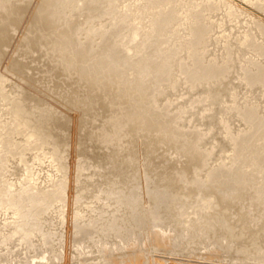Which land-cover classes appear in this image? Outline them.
I'll return each mask as SVG.
<instances>
[{
    "label": "bare ground",
    "instance_id": "bare-ground-1",
    "mask_svg": "<svg viewBox=\"0 0 264 264\" xmlns=\"http://www.w3.org/2000/svg\"><path fill=\"white\" fill-rule=\"evenodd\" d=\"M22 1L25 3L26 0L25 1L0 0V46L4 43V45H2V48L5 46L8 47L10 42L13 40V39L11 40L10 37L9 44L5 43L9 38L8 32L10 28H11L10 33H12L13 31L12 34H14V30H12V28L13 29L16 28L17 25L18 27H20L19 24L21 22L20 20H22L21 19L22 16L24 15L25 12H28L27 10H29V8L28 9L26 8L27 7L26 4H24ZM251 3L252 6H254L262 14L264 13V0H252ZM28 4H30L31 7L32 3L30 2ZM31 9L32 10H30L29 12L30 15L28 14L29 16H27L29 17V20L28 22H25L28 24V27L26 32L23 33L24 34L23 36L25 38L24 40H26L28 45L27 47L31 49L30 47L34 45L33 47L35 48L37 44L38 46H40V48L36 47L37 50H39V52H41L40 51L41 46L42 47L45 46L46 50H48L49 53H51V55L49 54L50 56H48L47 55L48 51H47V53L46 54L43 53L44 56H42V58L43 57L44 58L47 57V59L49 58V62L52 61L51 62L52 65L50 63L51 66H47V71L53 69L55 64L56 66L57 64L59 66L61 65L59 69L60 72L59 74L55 72L56 70L55 71L51 70L53 71V74L56 73L54 74V76L49 72H45L48 73V75L44 73V76H41V78L44 77L46 81V79H48L46 77L49 76L51 77V80L53 77H55L57 80H59L58 78H61L63 80L64 78H66V76L65 77L63 76L64 78H62V75L65 72L67 76L68 75L71 76V77L68 76V79L69 78L73 79V77L74 78L76 77L75 81L80 82L78 85L79 87H81L80 89L83 91L82 94L84 98L80 96L81 94L79 95V97H81L79 100L83 98L82 102L78 101L81 102L79 103L80 104L79 108L82 107L81 105L84 101L85 104L87 103V106H85L87 110H85L84 112V110L82 109L83 111L82 112L81 109L80 110L78 109L79 111H81V113L78 111L80 115H78V113L76 112L75 113L73 112L74 114L71 116V120L73 122V125H75V128L78 127L77 125H79L78 129L82 128L81 130L83 131V127L86 126L87 124V123L85 124L84 122L88 121V120L87 121L84 120L87 117V116L85 117L84 115L88 114L89 105L91 108L93 107V109L96 105H99L97 107L100 108L101 112L104 110V112L106 113L104 115H101L104 117L106 115L105 117L106 121L105 119L103 120L102 118L104 117L101 116L98 117V118L101 117L99 121L97 120L98 118H96V116L94 115L96 121H98L95 123L96 124L100 123L102 120L104 125L103 127H100L99 125V127L102 129L101 130L98 129V131H96L98 125L96 127L95 126L96 124L94 122L92 123L95 125L93 126L90 125V126L93 127V129L92 128L91 129L93 130V132H96V134H98L97 132H101L100 133L101 136L100 135L95 136L96 138L100 137L98 138L100 140H97L99 141V143L102 137V140L106 144L109 143V146L107 144L108 147L111 148L113 145L116 151L120 149L118 150V153H115L116 151L114 150V153L120 156L119 159H116L117 161L121 163L123 157L124 158L128 157L129 160V157L131 155H136L137 152L136 150L139 145L136 147L138 143L137 141L136 143L134 141L135 139L139 140L140 138L143 137L144 140L140 139L141 142L143 141L142 144L146 143L144 141H147L145 145L147 144L149 145V146L148 145L144 146L141 144L143 148L146 147V149H144V153L145 151L146 154L151 152V149L148 150V148H154L153 150H155L158 147L157 150L159 151L162 149H166V152H169L170 156H174L176 158V154H177L178 158H176L175 160L176 162L174 161L175 159L174 157L173 159L171 158L173 162L170 159L173 164L174 163L177 164V162L179 163V161L181 160V158H179L181 156V153H185L183 154V156L187 157V159L185 160L183 158L184 160L183 162L187 161L191 165V167H193L192 169L193 171H190V165L186 166L187 168H189L187 170L182 161L181 163L183 164L180 163L179 165H181L183 168L181 166L179 167L178 165L175 166L171 162L169 163L170 160L168 158L170 156L166 154L165 151L163 150L164 152L161 151V153L162 152L165 153V156L168 155L169 156L168 158L165 157L164 159V154L158 152L157 154L158 156H155V154H153L152 157L153 159L151 158L152 160H150L148 163L152 162L155 165L158 164L159 168H163L161 166H164L166 168L167 164L169 163L167 166L169 172L166 168L167 171L165 170V173L167 175L164 173V171H162L163 173H161L162 169L159 170L160 173L159 171L155 173L154 170L156 169L157 166L153 165L151 168L149 167L151 165L144 166V168L147 167V169L145 168L146 169L145 172L146 173L149 172L148 175L152 171H154L155 173L149 176L145 174L146 185L144 190L148 193L150 191L152 192L155 189V188L154 189L151 188V186L155 185L153 184L154 181L152 182L153 185L150 183L152 181V179L149 180L151 177H155L154 180L157 179V181L155 182L160 187L161 181H158L157 178L160 177L159 174L161 175L163 174V180L166 179L167 176L169 177V175L175 177L176 179L179 178L180 180H178L179 182H177V184H181L182 186L175 184L177 181L175 178L174 179L173 177H170L169 179L167 178L170 182L168 183V180H164L167 184L161 183V185L169 188V189L167 188L168 190H170L168 192L169 194L164 193L165 191H168L165 188L164 189L159 188L160 190L162 189L163 191L165 190L164 192L161 191L162 194L161 192H159L160 190L155 189L154 191H156L158 196L153 191L156 194L155 197L153 196L154 198H156L153 201V204H151L152 202H149V200H147V198H149L148 196L146 199L143 197L144 200L136 196V192H134V190L140 191L138 188L139 184L137 186L134 185V182H136L134 176L136 175H133V179L135 180L134 182L131 179L132 177L129 178L130 181H127V179H125V181L129 183L130 182L133 183L132 185L130 184L131 186L134 185L133 189H131L129 187L130 185L128 186L129 187L128 188L127 182L125 183L126 188L129 192L128 194H122V192L120 193L121 190L120 188H122L121 186L123 185L121 186L119 185L118 188L120 189L119 191L117 190V188H115L116 189L115 190L114 183H113L114 185L108 184L110 185L108 186L109 189L108 187L107 189L105 188L106 191L103 189L105 193L100 196H98L99 195L98 191L101 192L102 189L97 191L96 188L97 193L95 194V191H93L94 196L93 195L92 197L89 196L90 198H92L91 202L99 197H103V200L108 201L107 208L103 209L104 213L108 214L107 218L105 219L106 220L105 223L107 224V226L105 223H103L100 229L102 231L98 234L94 232V230L97 227H95L91 223H87L86 220L90 219L91 215L102 214L103 211H101L99 208L92 209L89 206L91 202L83 203V204H87L86 207L84 206L85 208L80 207L79 203H81L80 200L82 199L81 193L85 189L84 188L85 184H84V186H82V188L84 189L82 190L81 188L82 190L81 193H79V191L77 192L74 191L72 195L69 194L70 195L69 202H71V207H72L71 208L72 215H70L69 213V215L71 216L70 225H72L73 229H71V227L69 229L66 228L65 230H63L65 234L64 238L59 237L60 239L59 238L53 239L51 234H55V233L58 235L60 234V232L62 231L60 224L64 221V219H61L60 217L56 218L53 215V218L51 217V219L53 220L56 218V222H54L55 220L53 221L54 223L50 221L51 224H53L51 226L50 223L49 224L46 223L49 220H51L48 214L52 211L50 208L55 209V207L56 209L59 210L58 212H60L61 209H63V206L68 202L65 201V198L69 196L68 195L69 192L67 193L66 189L70 184L68 185L66 184L65 181H67L68 178L66 177L67 178L66 179L63 176H66L65 174H68L70 170L67 171L69 168L67 167L68 165L65 163V160H67V158L65 157L66 154L65 151H66V147L67 148L69 147L67 146V144L69 143H71L70 144L71 146L72 144H74L73 146H76L74 148L77 149V145L79 144L78 142L79 140L77 139V137L80 134L76 136V134L79 132L78 130L77 131L74 130L77 132L76 134L73 135L76 136V138L72 139L71 137L68 143V141L65 140L64 135H60L61 136L60 137L54 132L56 128L53 129L52 124L54 123L55 125L56 121L50 122L49 120H47V122H45V119H41L42 118V116H40L41 114L39 115L40 120H38V117L35 118L34 114L36 110L29 109L31 107L30 106L31 104L29 105L30 107L26 106L29 100L25 104V100L27 99L25 98L26 96L24 97L22 94V92L24 91L20 90V92L16 96H11L10 95L11 93L6 94L5 96L2 97L4 100L7 101V106L4 112L0 114V215L5 216L8 209H11V213H10V220L6 219L9 228L5 230H0L1 231L0 245L9 242L14 237H17V240L21 243V245H24L23 249L26 260H32V261L37 260L40 262H46L49 258H51L50 263H43V264H264V237H262L264 235V227H263L264 216L263 218L260 219L262 220V222L257 218L256 220L254 219L257 222V224L260 225H257L255 222V224H253L254 226H251L252 230L250 229V226H247L246 222L243 223V221L246 220L249 223V221L251 220V219H247L250 218L247 216L249 215V212H251L249 209L251 206L252 207L254 206V208H256V209L253 208L252 211L257 214L258 218L262 216L264 213V183L263 184L259 183L260 176L263 178L264 175V113H263L264 111L262 112L261 109L262 106L260 105L261 103L259 102L260 103L259 107L261 108L259 107L257 108L258 103L255 102L258 99H259L258 101H260L261 97L264 96V21L263 19L261 20L260 17H257L258 15L255 16L256 14L253 15L252 13L250 14L247 11H243L239 6H234L226 0H164V1H160V0H38L34 5V7H32ZM83 10L85 11V15L87 17L86 19H84L85 16L83 14L84 12ZM68 12L70 13L68 14ZM71 12L74 13V15L71 14ZM77 13H78L77 16H82L81 19L84 16L83 19L88 23L92 22V21L89 22V20H93V19H95L96 21L100 19L101 21L99 20L100 21L99 24L98 22L97 23L95 22V24L94 22H92V24L90 25L88 24L89 25L88 26L87 22H84V20L82 19L83 23H85V25L82 26L81 20L76 21L75 20L76 18L74 19V16ZM79 13H81V15ZM70 14L73 17L72 20L74 19V21L72 22L73 24L72 26L75 27L71 26L72 28L66 25V23L71 25L70 23L71 18L70 20L68 18ZM243 14H246V19H241ZM91 15H96V16H94V18H91L90 17ZM107 15H110L111 17L108 18ZM104 16L105 17L107 16L108 19H105ZM104 19L109 21H107L106 23ZM75 21L77 22V24L75 23ZM102 21L105 22V25L103 24ZM74 23L76 25H74ZM22 24H23V20H22ZM78 25H81L83 30H85L84 29L85 26H88V31L86 30L87 32L82 31L84 33L86 32L85 34L82 33L84 34V37L82 38L83 43L82 42L80 43L81 38L78 33L80 30L79 27L81 26ZM64 26L67 29L65 28L62 29V27ZM100 27H102L103 29ZM73 28L74 29L78 28L79 30L78 31H76L77 29L72 30ZM99 28L100 30L102 29V32L100 33H99L100 31ZM97 30L99 31L96 32ZM29 33L32 34L30 35ZM96 33L98 34L97 38L101 40V42H99V45L101 43L102 46L93 45L96 43L98 44L97 42L98 39L96 37L94 38ZM107 33H109L108 34L109 36L106 35ZM76 34L79 37L78 36L76 37ZM114 35H116V37ZM110 38L112 39V42ZM119 38H120V42H119ZM74 39H76V41ZM92 39L93 40L97 39L96 43L94 42L92 43L93 41ZM103 39H106L107 41L105 42ZM113 39L115 41L118 40L116 41L117 43L116 46H113L116 44L113 41ZM88 40L92 43L94 47H92L91 44L90 46H88L87 44V42L89 43ZM19 44H20L19 45L20 50L18 51L20 52L22 46L23 49H25L26 47L24 48V42L23 44L22 43ZM107 44H111V45H107ZM118 46L120 48H118ZM33 47L31 50L33 51L36 50V48L34 49ZM111 47L113 49L116 48L117 50L116 49L115 50L118 52L116 51L113 52ZM2 48H0V60L1 58H3L1 51ZM121 48L122 50H120ZM19 52L18 53L16 52L17 54L16 53L15 54L17 55V57L18 54H20L18 57L20 58V60H22L21 58L26 57L25 55L28 54V53L25 54L24 53L25 51L23 50L20 53ZM22 52L23 54L21 56ZM32 53H34L35 56L38 55L39 57H41V54L39 55L38 53L35 52ZM119 53L123 55L122 58L121 55H116ZM32 56L29 55L30 60L27 58L31 63L29 61H28L29 63L27 61L17 62L18 60L16 62L13 61L8 62V66L6 70L7 71L11 70L10 72H12V74L16 73L17 76V71L19 70L20 67L18 63L23 64L27 62L26 65L32 64V62L35 63L36 61H33L35 60V56L33 57L34 59H32ZM135 56L138 58V60H135L137 58L134 59ZM51 57L54 58L56 61H58V63L55 62L54 59L52 60ZM10 59H12V57ZM129 59H131L130 61L132 62H129L128 61ZM13 60L15 61V59ZM36 60L39 65L35 66V68L37 67L36 69L31 65L33 67L32 70L39 71V68H41L42 65L40 66L38 59ZM238 61L242 65L240 66L239 71L237 70L238 66H236ZM53 63L55 64L53 65ZM21 67L27 68V66H21ZM43 67L44 65L42 66V68ZM234 67H236V71L238 72L236 73L238 77L239 78L242 77L248 86L253 88V86L255 87L256 85H258L257 87H255L256 90L254 91L253 89L247 90L246 88L247 92L251 91L250 94L248 93L249 96L252 97L253 93L257 91V88H260L261 90L258 89V92H255L256 93L255 95L259 94V90H260L261 96L259 95L260 97L259 98L257 95L258 98L257 97L253 98L254 102H252L253 100L249 96L245 97V99L250 98L251 102L250 99L249 101L246 99L247 101H243L240 104L239 101L240 102L242 101V99H240L242 97V92L240 97V95L236 91L238 89L237 87L239 86L236 85L237 89L235 88V86H233L234 87L233 88L232 85L230 86L231 83L229 82V87H232L229 89L227 84L226 86L225 84L222 83V85L228 87V89L231 90L229 92V90L226 88V90H228L229 92L228 97L233 99L231 108L227 107V112L224 115H228V113L230 114L231 112H233V114L235 113L237 117L238 115H240L241 116L240 118L241 119L243 118L242 120L245 121L248 125L245 126L246 123H244L243 127H246V129L240 126L242 129L239 130V132H237L238 129L236 130V128H234L237 133L234 130H233L234 133H232V131L230 130V126L233 129V125L228 124L229 122L227 121L228 120L230 121V119L227 120L228 116L224 117L223 113L222 116L220 114L218 115L221 116V118L219 119L222 120L220 121L222 122V124L224 123V127H223L225 128L224 134L227 135L229 141H232L231 146L234 151H236L242 146L245 147L248 146V148L252 147L253 138L260 136V140H259L260 145L262 144L261 150L259 148L260 145L252 150H249L250 152L249 157L253 155L254 158L256 159L255 161L258 164L256 166V169L248 171V169H246V167L243 166V164L246 161L245 158L239 159L236 156H234L229 159L230 161H227L228 163L226 162L227 164L225 163V161H221L217 163L219 167L215 166L216 163L214 164L216 168H214L213 165L209 164L210 167L207 165L210 168V170L209 168H207V170L209 171L207 172L204 171L206 174L204 173V176L202 175V177H199L198 172H202L203 168L206 166L204 165L206 164L204 160L205 159L208 160L207 157L209 156V154H211V149H207L201 146L202 147L201 150L200 149L201 147H199L200 145L196 147V143L199 144L197 140L200 141L199 137H201L203 131L201 130L202 128L201 126H199V123L198 126L201 129L198 127L197 129H199V131L195 135L192 133L194 128H196L195 125L197 126V124L195 123L194 126L192 125L194 128H190L191 126L186 127V125H184L186 128H190V130L193 129L192 131L188 129L190 131L189 133L188 130L187 132H185L186 130L184 131V129H180L183 126L181 125V127H179L180 125L175 121V118H182L183 114L185 113L184 108H182L183 106L182 104L178 105L179 107H176L175 108L176 110L173 109V111L175 112V113L173 112L174 114H169L170 113L169 111H172L171 110L172 108L170 110H167L169 105L172 107L171 104L172 100L170 98L167 99L169 97V89L174 86H175L174 88L177 87V89L182 88L180 86L179 87L176 86L178 85L177 80H179V79L176 80V77H179L180 74H182L185 77V79H187L185 81L184 77L181 78L183 79L182 81H185V84L188 83L187 85H189L190 83V84H194V86L196 87H199L195 83L200 85L199 83L203 81L205 82L206 81L208 82L210 80L212 81L218 78L219 76L226 75V73H228L229 69L231 68H232L231 71L233 72L235 70ZM41 70L39 71V73L36 71V74L35 73L32 74H35V76L39 75L41 72H43V70L42 71ZM61 71H63L62 74ZM234 73L235 72H233L232 74ZM126 74L130 76L131 78V79L129 78L130 80H127L128 78L125 76ZM37 77L39 79V76ZM44 78L40 79V82ZM61 79L60 81H62ZM68 79H64V82ZM71 79H69V81L74 80ZM181 79L179 80V82H181ZM22 80L28 84L30 82H33V84L35 81L38 82V80L34 81L33 77L30 82L25 79ZM167 80L170 81L168 85L170 88L167 87V83H168ZM48 81L47 83L49 84L47 86L49 87V85L51 86L50 83L53 82V80L51 82ZM69 81L67 82L69 83ZM76 82L75 84H73L74 81L72 83H69L71 85H68V83H64L63 85H66L67 87H71L73 85L74 89L76 88L78 90L79 87H77ZM148 82L149 83L151 82L152 84L150 83L151 84L150 85ZM54 83L55 84L52 83V88L54 86L57 87L58 90V88L61 86H57V85L61 83H56V82ZM159 83L162 84L159 85ZM163 83L166 85H163ZM181 84L182 83H179V85ZM183 84L182 86L185 87L187 86ZM149 85L151 87H149ZM158 85L160 86V88L161 86L167 88L166 89V91L168 90L167 97H165L166 95H164L166 94L163 91L165 89L161 88L162 91H160ZM189 86H187V88H189L190 90L191 88L194 87L193 85L191 88ZM204 86H201L200 88L203 87L202 89H204ZM156 87H158L159 89L158 93L160 92H161L160 94L164 93L163 96H160L162 98L161 101H164L163 98H166V100L163 103L160 102V100H158L157 103L160 102V106L159 104H157L158 107L156 106V100L160 98H158L159 96L155 98L156 95L158 94L155 93V91L154 92L152 91V90L158 91ZM220 88L221 87H219V91ZM19 89H21V87ZM202 89L198 88V91L200 92V90ZM242 89H245V87ZM171 90L174 91L173 88H171ZM171 90L170 92H172ZM194 90H196V88H194ZM209 90L212 89L209 87ZM221 90H223V87L221 88ZM238 90L241 91L240 87ZM243 92L245 93L244 95H246V92L244 90ZM210 93L211 92L209 91H204V92L201 91V94H198L196 97H194V99H192L193 96L197 94L196 92L194 95L192 94L193 95L191 96L192 101L190 99V103L194 104V103H199L200 101H205V100L207 101L209 100L210 96L212 97V94L210 95ZM222 93H224V90L223 92H221V95ZM76 94L78 95V91ZM153 94H156L154 95L155 97H153ZM214 94L216 95V93ZM238 95L239 98L237 97ZM150 96L156 100L153 101V98H151ZM226 97L225 95L224 97L222 95L221 98L222 99L224 98L225 100ZM213 98H211V101H215L212 100ZM263 98L264 97H262V100ZM40 102L41 101H39V103ZM219 103H221V101ZM71 104L72 103H70V105ZM208 107L211 109L210 104L208 105ZM209 108L206 107V109ZM36 109L37 112L38 110H40V108L39 109L36 108ZM157 109L158 112H156ZM161 109H163L162 112L164 113L160 112ZM259 110H261V112ZM50 112L51 111H49V113ZM79 116H81L82 120L79 119L80 118ZM69 120L70 118L68 119V122ZM79 120L81 122H78ZM177 120L179 121V119ZM48 121L50 124H48ZM82 121H84L83 122L84 124L81 125ZM104 121L107 122L108 127H106V123H104ZM63 123L59 124V126L62 125ZM70 124L72 126V123ZM100 124L102 125V123ZM65 125L62 126L66 127ZM71 126L67 128L70 129ZM251 130L252 132H250ZM72 131L73 130H71V132ZM194 132L195 133L197 132L196 129L194 130ZM191 133L193 134V136ZM19 136L22 137L23 139L22 141L21 139H18L21 138ZM136 136L140 138L138 139V137ZM62 138H64L65 141L62 140ZM79 138L81 137L79 136ZM104 142H102V147L103 145L105 146ZM156 144L157 147H155ZM117 145L121 147L119 148ZM150 145L153 146L151 147ZM158 145L159 146L170 145V146L167 148H162L164 146H161L162 148L161 149ZM131 146L133 147L132 149ZM134 146L136 149L134 148ZM121 149L122 150L127 149V152L123 150L126 154H124V152H122ZM167 149L171 150L172 153L175 155H172V153H170L171 151L169 150L167 151ZM131 150L132 152L134 151L133 153L135 154H133ZM29 151H32V153H29L30 159L27 160L26 159L28 158L27 152ZM14 152L16 153V155L19 154L18 156H20L21 159L20 162L24 163V169H26L27 177H28L25 179V181H23V183H20L18 186L15 185L16 183L11 182L10 177H8L9 173L6 174L7 173L6 170L9 169L8 162L10 164V161H7L6 159ZM119 152L120 153L122 152L123 156L120 155ZM15 153L13 155H15ZM30 154L31 156L33 154V158L30 156ZM162 155H163L162 159H164L165 162L166 159H168V163H163L164 160L163 161L158 160V161L159 162L161 161L165 165H163L162 163L154 162L155 159L154 156L159 157L158 159H161L160 156ZM115 158L118 157L116 156ZM136 158L137 155L132 160L135 159L134 162H136ZM148 158L150 157L148 156ZM125 159H124L126 161L125 163H128L129 161L127 160V158ZM116 160L115 162H117ZM124 160L122 162H124ZM76 161H79V159L77 160L76 158ZM45 162L49 163L51 168H48L49 166L47 168L51 170H48L49 172L47 170H46L47 172L45 171L47 173L46 176H44L45 174L44 171H43L44 174L41 172L43 174V175L41 174V176L45 177L48 183L46 185H43L42 184L43 182L41 180H40L41 182L39 181L40 172L37 166L41 167L40 164ZM131 162L133 163V161ZM76 165H77L76 167H78V170L77 168L75 169L77 170V172L75 171L72 172L75 174L82 169L81 163L79 164L77 163ZM148 167L149 169H151V171L150 170L148 171ZM153 167L154 170H152ZM177 167H179V169H176ZM211 167H213V169H211ZM171 168H174L175 172L174 169H172L171 171ZM199 168L202 169H200L197 172V169ZM37 170L38 172H36ZM173 173L174 174L176 173L178 176L173 175ZM164 174L166 175L165 177ZM67 176L69 177L70 174H68ZM71 176L73 178V175ZM161 179L162 176L159 180ZM148 181H150L149 182L150 185L147 184ZM173 181L175 183H173ZM68 182L69 181H67V183ZM70 182L72 181L70 180ZM119 183L116 182V185ZM183 183L185 184L187 183V185L191 184L193 186L194 193L192 190L191 191L187 189L184 190L185 188H189V186L191 187V185L184 187ZM103 184L104 186H107L105 185L107 184V182H104ZM171 184L173 186L176 185L178 187L175 186L174 188ZM251 186L252 189L254 188L256 189V191L254 189L251 190L250 188ZM78 187H75L74 190H77ZM203 188L206 189V193H203ZM209 188L212 189V192L213 190L214 191L216 190L215 193L216 195L218 193L219 197L218 195L217 197H215L216 195L210 192L211 190ZM207 189L209 190L210 193L207 192L208 191ZM123 190L125 191L124 188ZM172 190L174 192L176 191L177 192L174 193ZM247 190H249L250 193ZM186 191L188 192L186 193ZM165 194H167L168 196L171 194V199H172L171 203H175L176 201V204L178 206V211L177 212L174 211V212L176 217L177 218L179 217L178 221L174 219L176 217H174L173 214L172 215L170 214L171 215L170 217L173 220L170 219V221L168 222L163 221V218L161 216L163 215V213L160 215L159 210L162 208L159 206V203L161 204L162 200L159 202V199L164 198L166 196ZM168 196L166 197L169 199L170 196L169 197ZM146 200L148 202H146ZM241 200L242 201L245 200L244 203L245 202L248 203L249 206H247L246 203L244 204ZM239 201H241L242 204L247 206L249 209L247 211V208L245 206L242 209L241 206L243 205L240 206L241 209L240 208L236 209L237 212L241 211V213H243L245 211L244 209H246V211L248 212V215L246 214L247 216L245 214L243 215L240 214L241 217L239 215L240 212L236 213V215L238 214L237 217L240 218H242V216L245 217L243 219L246 220L243 219L241 220L243 224L240 223L241 225L246 224L245 226L237 225L238 224L237 222H241L240 220H238L236 223L229 222L232 221L231 218L235 219L236 217V215H234L235 217L234 216L232 217L231 215L234 214L233 208H235L237 205L238 206L236 208H238L239 204H241ZM162 202H164V200ZM253 202H255L256 205L259 204L261 206V209L260 206L258 205L259 206L258 207L259 210H258L257 207H255L256 205L253 204ZM138 203L141 207L145 206L144 209L142 210L140 209L141 211H139ZM171 203L169 201V203L167 204L168 208H169L168 205ZM220 203L222 206H223L222 203H225V206L228 205L226 209H228L229 207H233L231 208L232 210L230 208L226 210L228 211L226 214H229L230 217H228L225 213H223V211L221 212V210H224L225 206H223L224 208L221 206L222 209L220 210ZM145 204H147V206ZM176 204H174L175 210L177 208ZM136 207L138 208V210L136 209ZM216 207H219L220 213L217 212L218 209ZM170 209L172 210L170 212H173L174 209H172V207ZM229 210L232 211V213H230ZM45 211H48L49 213L47 212L48 213L47 214ZM246 211L244 213H247ZM253 212H251L249 216L254 214ZM45 213H46V217L47 216L49 217V218L48 217L45 218V220L48 219V221L46 222L45 220H43L44 218L43 214ZM221 213H223V215L225 216H223ZM203 214L205 217L203 216ZM50 215H52V213ZM62 215L64 214L62 213ZM226 216L228 217V219ZM253 217L255 216L252 215V218ZM257 220L260 222L258 223ZM42 221L46 223L44 226H43L44 223ZM171 221H174L172 223H178L180 226L178 224L176 225L180 229H177L174 224H171ZM47 225H50L48 226V228L51 227L49 230L47 229V227L45 228V226ZM244 227H246V229H249L247 230V232H249L250 234L245 232L246 229H243ZM254 227L256 228L258 227L259 229L255 230ZM253 228L255 230V233L253 232V235H251ZM259 230H260L259 234L262 238L258 237L257 235ZM245 233L250 235L248 236L246 234L249 240L248 239L246 240ZM241 234L242 235L244 234V237ZM254 235L255 236L257 235V237H255ZM233 236L236 237L237 240L240 239L238 238V236L240 237L242 236L240 242L236 241V243L238 244L237 246H233L236 245L235 241L232 240ZM34 237L37 238L36 243H34L32 240ZM244 238L245 240H243ZM257 238L259 239L257 240ZM250 241L251 243L252 242L254 244L256 243V246L258 241L259 243L260 242L261 243L260 244L258 243L260 246L256 247L255 250H253L255 246H253L254 244L252 243L253 248L252 249L250 248L248 250L249 244H251ZM185 244L187 246H189L190 244H194L199 246L200 249L205 250V253L203 254L204 257L203 258L198 257L196 250H192V249L189 250L190 255H182V253L179 251L184 249ZM180 245L183 246L180 247ZM178 246L179 248L177 249ZM180 255L182 258L179 257ZM7 257H8V253H3L0 250V264H10L6 261ZM236 260L243 262L237 263Z\"/></svg>",
    "mask_w": 264,
    "mask_h": 264
},
{
    "label": "rangeland",
    "instance_id": "rangeland-1",
    "mask_svg": "<svg viewBox=\"0 0 264 264\" xmlns=\"http://www.w3.org/2000/svg\"><path fill=\"white\" fill-rule=\"evenodd\" d=\"M25 1V0H24ZM29 1V2H28ZM26 0L25 1V3L24 4H26V8L28 9L29 8V10H27L28 12H25L24 13V15L22 16V20H23V24H24V26H23V24H22V20H20L21 22H20V27H18V25H17V27L16 28H12V30H14V34H12L13 33V31H12V33H10L11 31V28H10V30H9V32H8V34H9V38H8V40L5 42L6 44H9V40H10V37H11V42H10V44H9V46L8 47H3L2 48V45H4V43L0 46V48H2L1 49V51H2V56H3V58H1V60H0V114L2 113V112H4V110L6 109V106H7V101L6 100H4L3 99V97L2 96H5L6 94H10L11 96H16L19 92H20V90H22V91H24V92H22V94H23V96L27 99V100H25V104L27 103V101H28V105L26 104V106H29L30 104V110L31 109H35L36 111H35V114H34V116H35V118H37L38 117V120H40L39 118H40V116H42V118L41 119H45V122H47V120H49L50 122L51 121H56L55 123V125H54V123L52 124L53 125V129H55L54 130V132L57 134V135H64L65 137V140H67L68 141V143H69V141H70V139H71V137H72V139L73 138H76V136H78L79 134V136L81 137V138H79V136L77 137V139L79 140L78 142H79V146L77 145V149L76 148H74V147H76V146H73L74 144H72V146L70 145L71 143H69V144H67V146H69L68 148L66 147V154H65V157L67 158V160H65V163L68 165L67 167L69 168L67 171H71V173L72 172H77V170H78V167H76L77 165V163L79 164V163H81V167H82V169L81 170H79L78 171V173H70V171L68 172V174H70V176L68 177L67 175L68 174H65L66 176H63L64 178H66L67 179V181H69L68 183H67V181H65L66 182V184L68 185V184H70L69 186H68V188L66 189L67 190V193H68V195L69 194H73V192L74 191H79V193H81L82 192V190H83V192L81 193L82 194V199L80 200V202L81 203H79V205H80V207L81 208H85L86 207V205L87 204H83V203H90L91 202V200H92V198H90L89 196H91L92 197V195L94 196V193H93V191H95V194L97 193V191L98 190H101V192L100 191H98V196H100V195H103L105 192H104V190H105V188L107 189V187L108 186H110V185H108V184H113L114 185V189L115 188H117V190L119 191L120 189V193L122 192V194H128L129 192H128V190H127V188H126V182L127 181H130L129 180V178H131L132 179V181L134 182L135 180H136V182H134V185H138L139 184V186H138V188H139V190L140 191H136V190H134V192H136V196L138 197V198H141L142 200H144V198L146 199L147 198V196L149 197V198H147V200H149V202H152L151 204H153V201L156 199V198H154L155 196H156V191H154L155 189L156 190H160L161 188H165L166 190H168L169 188L168 187H164V186H162L161 185V183H166L164 180H168L170 177H173V176H170L169 175V177L167 176L166 177V179H164L163 180V174L161 175V174H159L160 175V177H157L158 178V181H161L160 182V187H159V185L158 184H156V182L155 181H157V179L156 180H154L155 179V177H151L149 180H151L152 179V181L150 182V181H148V183L147 184H149L150 185V183L152 184V182L154 181V183L153 184H155V185H153V186H151V188H155L154 190L153 189H151V190H153L152 192L150 191V192H146L145 190H144V188H145V174H147L148 175V171L150 170L151 171V169H149V167L151 168L153 165H155V164H153L152 162H150V163H148L150 160H152L153 158V154H155V156H158L157 154H158V152L159 153H161V151H165V153L166 154H168L169 155V152H166V149H162V148H167V147H169L168 145L165 147L164 145H161V146H164V147H162L161 148V146H159L162 150H157V144L155 145V147H157L155 150H153L154 148H148V150L149 149H151V152H149V153H147L148 154V156L150 157V158H148V156H147V154H146V151H145V153H144V149H146V147L145 148H143L142 147V145H144V146H147V145H145L146 143H147V141H144V142H146V143H144V144H142V142H141V140L140 139H143L144 140V138L142 137V138H140V137H138V136H136V137H138V139L140 140V142H139V140H136L134 137V139H135V143H136V141H137V145H136V147L138 146V148H137V152H136V155H137V158H136V162H134V160H132L133 158H135L136 157V155H131L130 157H129V160H128V157H125V158H127V160L129 161H127L128 163H125L126 161V159L124 160L122 157V161L124 160V162H122L121 160V163L119 162V161H117L116 159H119V155H116L115 153H118V150H120V149H118L117 151H116V149L113 147V145H112V147L110 148V147H108L109 146V143H107L108 144V146H107V144L102 140V137H101V141L102 142H104L105 143V146H107V147H105L104 145H103V147H102V142L100 141V143H99V141H97V140H100V139H98V138H100V137H95V136H98V135H100V133L101 132H97L98 134H96V132H93V127H91V126H93V125H95L96 123L95 122H98V121H96V119H95V116H96V118H98L99 116H101V115H104V114H106L105 112H104V110L101 112V110H100V108H98L97 106H99V105H96L95 107H94V109H93V107L91 108L90 107V105H89V108H88V114L87 115H84L85 117L87 116L88 117V119H87V117L84 119V120H88L87 122H84V121H82V123H81V125L82 124H86V126H82L83 127V131L81 130L82 128H79L80 130H81V133H80V130L78 129V127H79V125H77L78 127H76L75 128V125H73V122H72V120H71V116L76 112V113H78V111L81 109V111H82V109L84 110V112H85V110H87L86 108H85V106H87V103L85 104V102L83 101V103H82V107L81 108H79V106H80V104L79 103H81L82 102V99L84 98L83 97V94H82V90L80 89L81 87H79V83L80 82H76L75 80V78L73 77V79H71V78H69V79H71V80H73L74 81V83L73 84H75V82L77 83L76 85H77V87H79L78 88V90L76 89H74V87H73V85L71 86V87H73V88H71V87H67L66 85H63L64 83H68L67 81H69V79H68V76H67V74L64 72V74L62 75V78H64L65 76H66V78H64V79H68V80H66L65 82H64V79L62 80L61 78H58L59 80H57L55 77H53L54 76V74H56V73H54L53 74V71H51V70H56L55 72H57V74H59L60 72H59V69H60V67H61V65L59 66L58 64H57V66L59 67H57L56 66V64L55 63H53V65L55 64V66L53 67V69H51V70H49V71H47V66H51L52 65V61H51V59H50V61L51 62H49V58L47 59V55L48 56H50L51 55V53H49V51L48 50H46V48H45V46H41V52H39V50H37V48L36 47H39L40 48V46H38L37 44H36V50H31L32 49V47L34 46H32V47H30L31 49H29L27 46V42H26V40H24L25 38H24V32H26V30H27V27H28V24L27 23H25V22H28V20H29V17H27V16H29L30 15V10H32L31 8L32 7H34V5L36 4V2L38 1V0ZM160 1H164V0H160ZM226 1H228V2H230L232 5H234V6H239L243 11H247V12H249L250 14L252 13L253 15H255V16H257V17H260L261 18V20L263 19V21H264V13L262 14L259 10H257L254 6H252V0H226ZM32 3V5H31V7H30V4H28V3ZM34 4V5H33ZM99 9V8H98ZM97 9V10H98ZM102 10V9H101ZM100 10V11H101ZM67 11V10H66ZM84 11V10H83ZM27 13V14H26ZM70 12H68V14H69ZM261 13V14H260ZM26 14V15H25ZM29 14V15H28ZM71 14H73L74 15V13H72L71 12ZM71 14L69 15V20H70V18H71V21H70V23H71V25H69V24H67L66 23V25L68 26V27H71L73 24H72V22L74 21V19L76 20V21H80L81 20V23H82V26H84L85 25V23H83V20L84 19H86L87 17H86V15H85V11L83 12V14H84V16H85V18H84V16H83V20L81 19V17L82 16H77L78 15V13L74 16V19L72 20V16H71ZM80 15H81V13H79ZM94 14H96V13H94ZM100 15V14H99ZM94 16H96V15H91L90 17L91 18H94ZM108 16V18L109 17H111L110 15H107ZM107 16L105 17V19H108L107 18ZM80 17V18H79ZM99 17H101V16H99ZM98 17V18H99ZM79 20H78V19ZM103 19V18H102ZM104 19V21L107 23V21H109V20H105ZM241 19H246V14H243V16L241 17ZM93 20H95V19H93ZM93 20H89V22L90 21H92V22H94V24H95V22L97 23L98 22V24L100 23V21L98 20V21H93ZM75 21V23L77 24V22ZM104 21H102L103 22V24L105 25V22ZM111 21V20H110ZM65 22V21H64ZM84 22H87V21H85L84 20ZM92 22H90V23H88L87 22V25L89 24H92ZM74 23V25H76ZM22 24V25H21ZM65 25V26H66ZM88 25V26H89ZM107 25V24H106ZM22 26H23V28H22ZM65 26L64 27H62V29L63 28H65ZM66 26V27H67ZM78 26H81V25H78ZM77 26V27H78ZM82 26L81 27H79L80 28V30L78 29V28H75V29H77L76 31H78L79 30V36H80V38L82 39L83 37H84V34L88 31V26H85L84 27V29L85 30H83L82 29ZM72 27H75V26H72ZM71 27V28H72ZM61 28V27H60ZM70 28V29H71ZM100 28H102V27H100ZM100 28H99V30H100ZM23 29V30H22ZM65 29H67V28H65ZM74 28L72 29V30H75ZM103 29V28H102ZM102 29L99 31V30H97L96 32H98L99 31V33L100 32H102ZM87 30V31H86ZM82 31H86L85 33L84 32H82ZM36 32V31H35ZM75 32V31H74ZM73 32V33H74ZM81 33V34H80ZM82 33H84V34H82ZM22 34V35H21ZM30 34V33H29ZM32 34V33H31ZM30 34V35H31ZM109 33H107L106 35H108ZM12 35V36H11ZM23 36V37H21V36ZM81 35H83V36H81ZM113 35V34H112ZM73 36H75V35H73ZM78 35L76 34V37H77ZM78 36V37H79ZM109 36V35H108ZM107 36V37H108ZM111 36V35H110ZM115 37H116V35H114ZM118 36V35H117ZM75 37V38H76ZM97 38L98 37V34L96 33L95 34V36H94V38ZM112 37V36H111ZM114 37V38H115ZM20 38V39H19ZM23 38V39H22ZM74 38V37H73ZM79 38V39H80ZM93 38V39H94ZM105 38V37H104ZM78 39V40H79ZM80 39V43L83 41V39L81 40ZM92 39V40H93ZM98 39V38H97ZM97 39H95V40H91L92 41V43L94 42V43H96V40ZM100 39H102V38H100ZM111 39V38H110ZM109 39V40H110ZM117 39H118V37H117ZM18 40V41H17ZM75 41H76V39H74ZM77 40V41H78ZM105 42L107 41L106 39H103ZM103 40H102V42H103ZM87 41V40H86ZM89 41V40H88ZM113 41L116 43V41H118V40H114L113 39ZM23 42H24V48L25 49H23V46H22V49H21V51L23 50V51H25L24 53L26 54V53H32V52H35V53H38L39 55L41 54V57H39L37 54V56H35L34 55V53H32L33 54V56H32V54L30 53L29 55H31L32 56V59H34L33 57L35 56V60H33V61H36L35 63L34 62H32V64H27L26 65V63L30 60L29 59V55L28 54H26L25 56L26 57H22L21 59L22 60H20V58H18L19 57V55L20 54H18V57H17V53L19 52L18 50H20L19 49V43H22L23 44ZM79 42V41H78ZM85 42V41H84ZM98 44L96 43V44H93L94 46L95 45H97V46H100L101 45V43H100V45H99V42H101V40H99L98 39ZM111 42H112V39H111ZM113 42V43H114ZM119 42H120V38H119ZM83 43V42H82ZM92 43L89 41V43L87 42V44H88V46H90V44L92 45ZM109 43H110V41H109ZM5 44V45H6ZM104 44H106V43H104ZM92 45V47H94ZM107 45H111V44H107ZM113 45V44H112ZM117 45V43L115 44V45H113V46H116ZM15 46H16V48H15ZM102 46V45H101ZM21 47V46H20ZM34 48V47H33ZM34 48V49H35ZM91 48V47H90ZM112 48V47H111ZM118 48H120L119 46H118ZM42 49H43V51H42ZM45 49V50H44ZM109 49H110V47H109ZM116 49V48H115ZM115 49H113L112 48V50H113V52H115L116 50ZM4 50V51H3ZM30 50V51H29ZM120 50H122V48L120 49ZM20 51V52H21ZM46 51V52H45ZM47 51H48V54L45 56L46 58H42V56H44L43 55V53L44 54H46L47 53ZM17 52V53H16ZM19 52V53H20ZM116 52H118V51H116ZM120 52V51H119ZM16 53V54H15ZM123 53V52H122ZM6 54V55H5ZM22 54H23V52L21 53V56H22ZM50 54V55H49ZM126 54V53H125ZM143 54V53H142ZM141 54V55H142ZM27 55H28V57H27ZM116 55H121L120 53L119 54H116ZM140 55V56H141ZM122 56L123 55H121V58H122ZM12 57V59H10ZM54 57V56H53ZM137 57H138V55H137ZM136 56L134 57V59L135 58H137ZM6 58V59H5ZM26 58V59H25ZM29 60H28V59ZM52 58V57H51ZM13 59H15V61L13 60ZM24 59V60H23ZM32 59H31V61H32ZM36 59H38L39 60V63H40V66L42 65H44V67L43 68H45V69H43L42 68V66H41V68H39V66H38V68H39V71L42 69L43 70V72H41L39 75H36L35 76V74H36V71L35 70H32L33 69V67L35 68V66L36 65H39L38 63H37V60ZM42 59V60H41ZM47 59V60H46ZM54 58H52V60H53ZM18 60V61H17ZM43 60H45V61H43ZM55 60V59H54ZM131 59H129L128 61L129 62H132V61H130ZM135 60H138V58L137 59H135ZM10 61H13V62H21V61H27L26 63H23V64H20V63H18V65H20V67H19V70L17 71V76H16V73L15 72H13V73H15V74H12V72H10L11 70H6L7 69V66H8V62H10ZM30 62V61H29ZM28 62V63H29ZM55 62H57L58 63V61H56L55 60ZM31 63V62H30ZM33 63H34V65H33ZM50 63H51V65H50ZM33 67H32V66ZM21 66H27V68H25V67H21ZM236 66H238L237 67V70L239 71V69H240V66H242L241 65V63L238 61V63L236 64ZM32 67V68H31ZM55 67H57V68H55ZM37 68V67H36ZM35 68V69H36ZM51 68V67H50ZM233 68V67H232ZM232 68L231 69H229V71H228V73H226V75H224V76H219L218 78H216V79H214V80H210V81H203V82H201V83H199L200 85H198L197 83H195L197 86H199V87H196V86H194V84H190L189 83V85H191V86H189V85H187V84H185V81L187 80V79H185V77L182 75V74H180L179 72V74H180V78L179 77H176V80L177 79H181V78H183L184 77V79H185V81H182L183 79H181V82H179V80H177L178 82V85H176V86H180V87H182V88H178L177 89V87L176 88H174V87H171V88H173L174 89V91H172L171 90V88L168 86L169 85V80H167V87H169L170 89H169V97L167 98V99H171L172 100V107L170 106V108H169V106H168V108H167V110H170L171 108V110L172 111H169L170 113L169 114H174L175 112L173 111V109H175L176 107H179L178 105H180V104H182L183 106H182V108H184V110H185V113L183 114V116H182V118H175V121L177 122V123H179V127H181V125L183 126V127H185L184 125H186V127H189V126H191L190 128H194L193 126H194V123L195 124H197V126L195 125V127L196 128H194V130L196 129V133L194 132V130L193 129H191L190 130V128H180V129H184V131L185 132H187V130L189 129L190 131H192L193 130V134L195 135V134H197L198 133V131H199V129H197L199 126H201V130H203L202 131V135H201V137H199V139H200V141L199 140H197V142H199V144L198 143H196V147H198L199 145V147H205V148H207V149H211V154H209V156L207 157V156H205V157H207V159L208 160H206L205 159V157H204V161L206 162V164H204V165H206L204 168H203V171L202 172H198L200 169H202V168H199V169H197V172H198V176L199 177H202V175L204 176V171H209L210 170V165H213L214 166V164H215V166L217 167H219V165H217V163H219V162H221V161H225V163L227 162V161H230L229 159L230 158H232V157H234V156H236L237 158H239V159H242V158H245V163L243 164V166H245L246 167V169H248V171H250V170H253V169H256V166H257V162L255 161L256 159L254 158V156L253 155H251L250 157H249V155H250V152H249V150H252V149H254L255 147H258L259 145H260V136H257V137H254L253 138V146L252 147H250V148H248V146L247 147H245V146H242V147H240L239 149H237L236 151H234L233 149H232V146H231V143H232V141H229L228 140V138H227V135H225L224 134V129L225 128H223L224 127V123L222 124V122H220V121H222V120H220L219 118H221V116H222V113H223V115L227 112V107L228 108H231V104H232V101H233V99L232 98H230V97H228L229 95V92L231 91V90H229L230 88H232L233 86H235V88L237 87L236 85H238L239 87H240V90L242 89V88H244L245 87V89H242L241 91H239L238 89H239V87H237L236 89V91H237V93L240 95V97H241V92H242V97L240 98V99H242V101L240 102L239 100V103L241 104L243 101H249V99L250 98H252V102H254V99L253 98H256L257 97V95H258V97H259V95H260V88H257V91H255V92H258V89H260L259 90V94H257V95H255L256 93L254 92H252L253 93V95H252V97L251 96H249V94H250V92L251 91H248L247 92V90L248 89H253V91L254 90H256V88L255 87H257L258 85H256L255 87L253 86V88L252 87H250V86H248L247 84H246V82H245V80H243V78L242 77H238V75H237V71H236V67H234L235 68V70L233 71V72H237L236 74L234 73V74H232L233 72L231 71L232 70ZM62 69V68H61ZM41 70V71H42ZM63 70V69H62ZM174 70V69H173ZM39 71H37L38 73H39ZM64 71V70H63ZM63 71H61V74H62V72ZM45 72H49L50 74H53V78H52V80H53V82H51L52 80H51V77H49V76H47L48 75V73H45ZM32 73H35V74H32ZM44 73L45 74H47L46 76V78H48V79H46V81H45V78L44 77H42V78H44L43 80H41V82H40V79H42L41 78V76H44ZM42 74V75H41ZM125 74V73H124ZM177 75V74H176ZM37 76H39V79H38V77ZM55 76H57V75H55ZM64 76V77H63ZM127 78V80H130L131 78H130V76H128L127 74L125 75ZM32 77H33V79H34V81L35 80H38V82L37 81H35L34 82V84H33V82H30L31 80H32ZM37 77V78H36ZM59 77H61V76H59ZM69 77H71V76H69ZM18 78H19V80H18ZM50 78V79H49ZM130 78V79H129ZM22 79H25V80H28L30 83V85H32V86H30L28 83H25ZM55 79V80H54ZM60 79L62 80V81H60ZM228 79V80H227ZM50 81L51 83V86L49 85V87L47 86L49 83H47V81ZM48 81V82H49ZM58 81V82H57ZM73 81H69V83H72ZM228 81V82H227ZM46 82V83H45ZM54 82H56V83H61V84H58L57 86H61V87H59L58 88V90H57V87H54L53 86V88H52V83L53 84H55ZM63 82V83H62ZM147 82V81H146ZM164 82V81H163ZM190 82V81H189ZM229 82L231 83L230 84V86L232 85V87H229ZM21 83V84H20ZM68 83V85H71V84H69ZM149 83V82H148ZM147 83V84H148ZM151 83V82H150ZM149 83V84H150ZM166 83V82H165ZM176 83V84H177ZM179 83H184L183 85H187V86H189L190 88L192 87V85L194 86L193 88H191V90L189 89V88H187V86L185 87V86H182V84L181 85H179ZM205 83H206V85H205ZM208 83V84H207ZM222 83L223 84H227L228 85V87H229V89H228V87H226V86H224V85H222ZM29 85V86H27V85ZM152 84V83H151ZM150 84V85H151ZM160 84H162V83H159V85ZM206 86H204V85ZM216 84V85H215ZM234 84V85H233ZM25 85V86H24ZM149 85V87H151ZM158 85V86H159ZM163 85H166V84H164L163 83ZM208 85H210V86H208ZM212 85V86H211ZM21 87V89H19L20 87ZM80 86H81V84H80ZM154 86V85H153ZM152 86V87H153ZM201 86H204V89H202V88H200ZM214 86V87H213ZM148 87V88H149ZM209 87L212 89V90H209ZM215 87H217V88H215ZM219 87H223V90H224V93H222V95H223V97H224V95H225V97H226V95H227V97L225 98V100H224V98L222 99L221 97H222V95H221V92H223V90H221V88H220V91H219ZM242 87V88H241ZM26 90H25V89ZM62 88V89H61ZM157 89H158V87H156ZM155 88V89H156ZM159 88H160V86H159ZM161 88H163V89H165V90H163L164 91V93H166V94H164V95H166L165 97H167V95H168V90L166 91V87H163V86H161ZM160 88V91H162V89ZM194 88H196V90H194ZM198 88L199 89H202V90H200V92L198 91ZM226 88L229 90V92H228V90H226ZM234 88V87H233ZM246 88H247V90H246ZM255 88V89H254ZM18 89V90H17ZM208 89V90H207ZM79 90H81V91H79ZM170 90L172 91V92H170ZM226 90V91H225ZM243 90L246 92V95H244L245 93L243 92ZM77 93V91H78V95L75 93V92ZM148 91V90H147ZM153 92L155 91V93H157L158 95H156V94H153V97H155L154 95H156V97L155 98H157L158 96V98H160V99H154L153 97H151V98H153V101H155L156 100V106L158 107V105L157 104H159V106H160V102H164L165 100H166V98H163V100L164 101H161V97L160 96H163V94H160V93H158L159 92V89H158V91L157 90H152ZM197 92V94H195L196 92ZM201 91L202 92H204V91H209V92H211L210 93V95L212 94V97L210 96L209 97V100H207L208 102H209V104H210V107H211V109L208 107V102L205 100V101H197V102H199V103H194V104H191L190 103V99H191V96H193L194 94V96H193V98L192 99H194V97H196L198 94H201ZM214 91V92H213ZM240 93H239V92ZM151 92V91H150ZM199 92V93H198ZM220 92V93H219ZM14 93V94H13ZM75 93V94H74ZM214 93H216V95L214 94ZM249 93V94H248ZM27 94V95H26ZM81 94V95H80ZM160 94V95H159ZM193 94V95H192ZM79 95L80 96H82L83 98L81 99V100H79L81 97H79ZM152 95V94H151ZM239 95L237 96L238 98H239ZM243 95H244V97H243ZM254 95H255V97H254ZM263 95V94H262ZM34 98H33V97ZM47 96V97H46ZM213 96H214V98H213ZM220 97V99H219V97ZM250 97V98H246L245 99V97ZM261 96V95H260ZM37 97V98H36ZM75 97V98H74ZM190 97V98H189ZM217 97V98H216ZM257 97V98H258ZM262 97H264V96H262ZM262 97H261V99H260V101H258V100H256L255 102L256 103H258V106H257V108L259 107V104L262 106V108L261 107H259V108H261L262 109V112L264 111V98H263V100H262ZM32 98V99H31ZM211 98H213L212 100H215V101H211ZM218 99V100H216V99ZM260 98V97H259ZM35 99V100H34ZM192 99H191V101H192ZM222 99V100H221ZM245 99V100H244ZM30 100H33V101H30ZM85 100V99H84ZM158 100H160V102L159 103H157L158 102ZM221 101V103H219L220 101ZM223 100H224V102H223ZM35 101V102H34ZM39 101H41L40 103H39ZM78 101H81V102H78ZM86 101V100H85ZM225 101H226V104H225ZM36 102H38V103H36ZM49 102H51V103H49ZM196 102V101H195ZM211 102V103H210ZM213 102V103H212ZM217 102H218V104H217ZM250 102H251V99H250ZM260 102V103H259ZM34 105H33V104ZM70 103H72L71 105H70ZM75 103V104H74ZM161 103V104H162ZM245 103V102H244ZM263 103V104H262ZM37 107H36V106ZM39 105V106H38ZM69 105V106H68ZM76 105V106H75ZM77 106H78V108H77ZM84 106V107H83ZM53 107V108H52ZM157 107H155V108H157ZM206 107L207 108H209V109H206ZM244 107V106H243ZM28 108V107H27ZM36 108H40V110H38V112H37V109ZM55 108H56V110H55ZM99 109V111L101 112V113H103V114H101L99 111H98V109ZM224 108V109H223ZM79 109V110H78ZM154 109V108H153ZM226 109V110H225ZM91 110V111H90ZM176 110V109H175ZM225 110V111H224ZM40 111V112H39ZM49 111H51L50 113H49ZM67 111V112H66ZM81 111H79L80 113H81ZM98 111V112H97ZM163 111V109H161V111L160 112H162ZM258 111V110H257ZM260 112H261V110H259ZM38 114H37V113ZM70 112V113H69ZM74 112V113H73ZM83 112V111H82ZM96 112H97V114H96ZM156 112H158V109L156 110ZM174 112V113H173ZM220 112V113H219ZM80 113H78V115H80ZM162 113H164V112H162ZM264 113V112H263ZM36 114H37V116H36ZM41 114V115H40ZM51 114V115H50ZM61 114V115H60ZM84 114V113H83ZM86 114V113H85ZM98 114H100V115H98ZM108 114V113H107ZM218 114H220V115H218ZM231 114V115H230ZM228 113V115H224V117L226 116H228V118H227V120L228 119H230V121L228 120L227 122H229L228 124H230V125H233V129H232V127L230 126V130L232 131V133H234V131H235V129L234 128H236V130H237V132H239V130H241L242 128H244V129H246V127H243V124L244 123H246L245 121H243L240 117V115H238V117L236 116V114L234 113L233 114V112H231V113ZM40 115V116H39ZM82 115V114H81ZM95 115V116H94ZM98 115V116H97ZM230 115V116H229ZM44 116H45V118H44ZM50 116V117H49ZM63 116V117H62ZM84 116H83V118H84ZM218 116V117H217ZM233 116V117H232ZM236 118H235V117ZM67 117V118H66ZM80 118L79 119H81V116H79ZM101 117H104V116H101ZM101 117L100 118H98L97 120H99L100 121V119H101ZM105 117H106V115H105ZM105 117L104 118H102L103 120L105 119ZM168 117V116H167ZM180 117V116H179ZM49 118V119H48ZM60 118V119H59ZM70 118V120H69V122H68V119ZM170 118V117H169ZM239 118V119H238ZM177 119H179V121L180 122H182V123H180ZM211 119H213V120H211ZM82 120V119H81ZM49 121H48V124H50L49 123ZM105 121H106V119H105ZM104 121V123H106V127H108L107 125V122H105ZM60 122V123H59ZM64 122V123H63ZM78 122H81L80 120L78 121ZM84 122V123H83ZM92 122H94L95 124H93ZM61 124V123H63L62 125H65L66 123V127H64V126H62V125H60L59 126V124ZM70 123H72V126H71V124ZM100 123H102V125L100 124ZM100 123H97L95 126L97 127V125H98V127H97V130H96V128H95V130L96 131H98V129H102V128H100V127H103V121L101 120V122ZM198 123H199V126H198ZM232 123V124H231ZM58 124V125H57ZM189 124V125H188ZM80 125V126H81ZM89 125V126H88ZM91 125V126H90ZM99 125H100V127H99ZM188 125V126H187ZM193 125V126H192ZM235 125V126H234ZM248 124L246 123V125L245 126H247ZM61 126H62V128H61ZM71 126V128L70 129H68L69 127ZM94 126V127H95ZM239 126V127H238ZM240 126H242V128L240 127ZM68 127V128H67ZM73 127H74V129H73ZM63 128H66V129H63ZM92 128V129H91ZM205 129V130H204ZM64 130V131H63ZM71 130H73L72 132H71ZM74 130H78V132L79 133H77L76 131H74ZM94 130V131H95ZM188 130V133L190 132ZM234 130V131H233ZM66 131V132H65ZM83 132V133H82ZM236 132V131H235ZM236 132V133H237ZM250 132H252V130L250 131ZM68 133H69V135H68ZM72 133V134H71ZM77 133V134H76ZM191 133V134H192ZM74 134H76V136H73ZM95 134V135H94ZM193 134H192V136H193ZM101 136V135H100ZM189 136V135H188ZM19 137H21V136H19ZM61 137V136H60ZM63 137V136H62ZM190 137H191V135H190ZM64 138H62V140H64ZM18 139H21V141L23 140L22 139V137L21 138H18ZM64 140V141H65ZM145 140H147V139H145ZM81 141V142H80ZM133 142V143H134ZM84 143V144H83ZM134 143V144H135ZM133 144V145H134ZM142 144V145H141ZM151 144V143H150ZM132 145V146H133ZM154 145V144H153ZM153 145H150L151 147L153 146ZM262 145V144H261ZM261 145H260V150H261ZM111 146V145H110ZM115 146V145H114ZM118 146V145H117ZM131 146V149L133 148ZM149 146V145H148ZM82 147V148H81ZM119 148L121 147V146H118ZM140 147V148H139ZM202 147L200 148L201 150H202ZM79 148V149H78ZM101 148V149H100ZM113 148V149H112ZM123 148V147H122ZM130 148V147H129ZM134 148H135V146H134ZM143 148V149H142ZM159 148V149H160ZM77 151H75V150ZM90 149V150H89ZM136 149V148H135ZM134 149V150H135ZM199 149V150H200ZM68 150V151H67ZM87 150V151H86ZM114 150L116 151L115 153H114ZM122 150V149H121ZM124 150V149H123ZM122 150V152H127V149H125L124 151ZM169 149H167V151H168ZM203 150H204V148H203ZM206 150V149H205ZM152 151H153V153H152ZM163 151V152H164ZM169 151H171V150H169ZM83 152V153H82ZM89 152V153H88ZM122 152L120 153L119 152V154L120 155H122ZM124 152V154H126ZM131 152H132V150H131ZM134 152V151H133ZM132 152V153H133ZM148 152V151H147ZM155 152V153H154ZM157 152V153H156ZM162 152V153H163ZM15 153V152H14ZM14 153H12L10 156H8L7 157V161H10V164H9V162H8V167H9V169H7L6 170V174H8L9 173V176L8 177H10V179H11V182H14V183H16L15 185H19L20 183H23V181H25V179L26 178H28L27 177V172H26V169H24V163H22V162H20V156H18L19 154H17L16 155V153H15V155H13ZM28 153V158H26L27 160L28 159H30V157H29V153H32V151H29V152H27ZM86 155H85V154ZM161 153V154H162ZM165 153H163L164 154V159H165V157H169L168 155H166L165 156ZM170 153H172V151L170 152ZM88 154V155H87ZM133 154H135V153H133ZM152 156H151V155ZM160 154V155H161ZM179 154V153H178ZM183 154H185V153H181V156L179 157V158H181V160L179 161V163L177 162V164L176 163H172L173 162V157L174 156H170L168 159L170 160L171 158V160H172V162H171V160L169 161V163L171 162L173 165H175V166H181V165H179L180 163H181V161L183 162L184 160H183V158L186 160L187 159V157H184L183 156ZM27 155V154H26ZM118 157V158H115L116 156ZM172 155H175V154H173L172 153ZM30 156H31V154H30ZM70 156V157H69ZM87 156H89V157H87ZM91 156V157H90ZM123 156V155H122ZM126 156V155H125ZM134 156V157H133ZM154 156V162H157V163H162L161 161L159 162L158 160H164V159H162L163 158V155L162 156H160L161 157V159H158L159 157H155ZM32 158H33V154H32V156H31ZM78 157H80V158H78ZM249 157V158H248ZM65 158V159H66ZM76 158H77V160L79 159V161H76ZM152 158V159H151ZM175 158V157H174ZM176 158H178L177 157V154H176ZM176 158L174 159V161L176 160ZM89 159V160H88ZM157 159V160H156ZM168 159H166V162H165V160L163 161V163H168ZM19 160V161H18ZM115 160L117 161V162H119V163H117V162H115ZM76 161V162H75ZM85 161H87V162H85ZM131 161H133V163L135 164V166H134V164L131 162ZM178 161V160H177ZM85 162V163H84ZM89 162V163H88ZM92 162V163H91ZM176 162V161H175ZM187 162V161H186ZM183 162L184 163V165H185V167L186 166H189L190 164L187 162ZM152 163V164H151ZM162 163V164H163ZM168 163V164H169ZM183 163H181V164H183ZM228 163V162H227ZM226 163V164H227ZM88 164V165H87ZM131 164V165H130ZM133 164V165H132ZM168 164H167V166H168ZM188 164V165H187ZM210 164V165H209ZM47 165V166H46ZM71 165H72V167H71ZM91 165V166H90ZM146 165H151V166H149L148 167V173H146L145 171H146V169H147V167H145L144 168V166H146ZM161 165V164H160ZM163 165H165V164H163ZM173 165H170V166H173ZM183 165V166H184ZM209 167H208V166ZM221 165V164H220ZM12 166V167H11ZM40 166L41 167H39V166H37V168H38V170H39V176H40V179H39V181L41 180L43 183V185H46V184H48L47 183V180H46V178L45 177H43V176H41V174L43 173V171H44V176H46V172L48 171V170H51V169H48V168H51L50 167V165H49V163L47 162H45V163H42V164H40ZM49 166V167H48ZM94 166V167H93ZM99 166V167H98ZM155 166H157L158 167V164L157 165H155ZM166 166V168H167V170H168V167ZM174 166V167H175ZM214 166V168H216ZM48 167V168H47ZM75 167V168H74ZM157 167H156V169L154 170V167L152 168V170H154L155 171V173L157 172V171H159L160 169H162L161 170V173H163L162 171H164V173H165V170H166V168L164 167V166H161V167H163V168H159L158 167V169H157ZM179 167H177L176 169H179ZM182 167V166H181ZM77 168V170H75ZM83 168H84V170H83ZM165 168V169H164ZM183 168V167H182ZM181 168V169H182ZM207 168H209V170H207ZM164 169V170H163ZM172 169H174V168H171V171H172ZM186 169L188 170L189 168H187L186 167ZM193 169V167H191V165H190V171H193L192 170ZM211 169H213V167H211ZM38 170L36 171V172H38ZM47 170V171H46ZM166 170V171H167ZM239 170V169H238ZM46 171V172H45ZM66 171V172H67ZM81 171H82V173H81ZM84 171V172H83ZM85 171H86V173H85ZM154 171H152L149 175H151V174H155L154 173ZM230 171H232V170H230ZM42 172V173H41ZM49 172V171H48ZM168 172H169V170H168ZM167 172V173H168ZM174 172H175V169H174ZM189 172V171H188ZM196 172V173H197ZM65 173V172H64ZM159 173H160V171H159ZM190 173V172H189ZM234 173V172H233ZM254 173H255V171H254ZM42 174V175H43ZM75 174V175H74ZM166 174V173H165ZM164 174V177L167 175H165ZM170 174V173H169ZM191 174H193V173H191ZM190 174V175H191ZM206 174V173H205ZM71 175H73V178H72V176ZM79 175V176H78ZM133 175H136V176H134V178H135V180L133 179ZM148 175V176H149ZM159 175H156V176H159ZM173 175H177L176 173L174 174L173 173ZM154 176V175H153ZM161 176H162V179L161 180H159L160 178H161ZM178 176V175H177ZM84 177H85V179H84ZM98 177V178H97ZM190 177H193V176H190ZM42 178V179H41ZM44 178V179H43ZM63 178V179H64ZM69 178H71V179H69ZM77 178H79V179H77ZM88 180H87V179ZM168 178V179H167ZM175 177H173V179H174ZM263 178H264V175H263ZM261 176H260V178H259V183L260 184H263L264 183V179H263ZM65 179V180H66ZM77 179V180H76ZM125 179H127V181H125ZM172 179V180H173ZM176 179V178H175ZM70 180L72 181V182H70ZM79 180V181H78ZM83 180V181H82ZM111 180H113V181H111ZM117 180V181H116ZM118 180H119V182L121 183H119L118 182ZM171 180V179H170ZM177 181H176V183L173 181V183H175V184H177V182H179L178 180H180L179 178L178 179H176ZM191 180H193V179H191ZM40 181V182H41ZM76 181V182H75ZM78 181V182H77ZM82 181V182H81ZM98 181V182H97ZM163 181V182H162ZM46 182V183H45ZM102 182V183H101ZM104 182H107V184H105V185H107V186H104ZM116 182L117 183H119V184H117L116 185ZM139 182V183H138ZM150 182V183H149ZM170 181L168 180V183H169ZM183 182V181H182ZM79 183V184H78ZM172 183V184H173ZM181 183V182H180ZM76 184H77V186H76ZM84 184H85V187L84 188H82V186H84ZM132 185L133 183H129V182H127V187L129 186V185ZM167 184V183H166ZM171 184V185H172ZM103 185V186H102ZM119 185L121 186V185H123V186H121L122 188H120V189H118L119 188ZM129 186L131 189H133V186ZM174 185V184H173ZM172 185V186H173ZM177 185H181V184H177ZM183 185H184V187L185 186H189V185H191V184H188L187 185V183L185 184V183H183ZM72 186H74V187H72ZM79 186V187H78ZM115 186H117V187H115ZM135 186V187H136ZM165 186H167V185H165ZM176 186V185H175ZM175 186H173L174 188H175ZM182 186V185H181ZM252 186H254V185H252ZM252 186L250 187L251 188V190H253L252 189ZM75 187H78V189L77 190H74L75 189ZM101 187V188H100ZM104 187V188H103ZM113 187V186H112ZM128 187V188H129ZM176 187H178V186H176ZM256 187V186H255ZM81 188H82V190H81ZM96 188H97V191H96ZM123 188L125 189V191L123 190ZM160 188V189H159ZM168 188V189H167ZM173 188V189H174ZM189 188H191V189H189ZM189 188H185L184 190H192L193 191V186L191 185V187L189 186ZM69 189V190H68ZM104 189V190H103ZM108 189H109V187H108ZM110 189H113V188H110ZM163 189L162 190H160L159 192H164L163 191ZM171 189V188H170ZM183 189V188H182ZM181 189V190H182ZM211 191L210 192H212V189L211 188H209ZM214 189V188H213ZM85 190H87V191H85ZM116 190V189H115ZM123 190V191H122ZM175 190V189H174ZM177 190V189H176ZM180 190V191H181ZM208 190V189H207ZM250 190V189H249ZM249 190H247L248 192H249ZM255 191H256V189H254ZM106 191V190H105ZM132 191V190H131ZM170 190H168V191H165L164 193H167V194H169L168 192H169ZM173 191V190H172ZM90 192H92V193H90ZM133 192V193H134ZM162 192H161V194H162ZM174 192V191H173ZM177 192V191H176ZM176 192H174V193H176ZM188 191H186V193H187ZM207 192H209V190L207 191ZM209 192V193H210ZM216 190L214 191L213 190V192L212 193H214V195H216ZM247 192V193H248ZM252 192V191H251ZM83 193H85V194H83ZM154 193V194H153ZM171 193V192H170ZM180 193V192H179ZM192 193V192H191ZM193 193H194V191H193ZM203 193H206V189H204L203 188ZM250 193V192H249ZM248 193V194H249ZM167 194H165L166 196H168ZM217 195H218V193H217ZM217 195L215 196V197H217ZM88 196V197H87ZM154 196V197H153ZM157 196H158V194H157ZM162 196V195H161ZM164 197V198H161V199H159V202L162 200H164V202H162L161 201V204L159 203V206L162 208V209H160L159 211H160V215L163 213V215H161L162 216V218H163V221H166V222H168V221H170V219H171V215L173 214V216L174 217H176V215H175V212L174 211H178V206H177V204H176V201H175V203H171V201H172V199H171V194L169 195L170 196V198L169 199H171V200H169L167 197ZM168 196V197H169ZM70 195L68 196V197H66L65 198V201L67 202L64 206H63V209H61V213L60 212H58L59 210L58 209H56V207H55V209H53V208H50L52 211H54V212H52L50 209V213L48 212V211H45L47 214H48V216L50 217V219H51V217L53 218V215H54V217H60L61 219H64V221L60 224V226H61V228H62V231L60 232V234L58 235V234H51L52 235V237H53V239H57V238H59V237H62V238H64V231L63 230H65L66 228H70L71 227V229H73V227H72V225H70V221H71V216L70 215H72V207H71V202H69V200H70ZM87 199H86V198ZM144 197V198H143ZM218 197H219V195H218ZM90 198V199H89ZM167 199H168V201H167ZM140 200V199H139ZM146 200V202H148ZM217 200H218V198H217ZM169 201H170V203L172 204V206H171V204H169L168 206H169V208L167 207V204L169 203ZM242 201V200H241ZM241 201H239L241 204H239V207L238 208H233V207H229L230 209L231 208H233V212H234V214L233 215H231L232 217L234 216V215H236V213H239V215L241 214V215H243V214H247L248 215V210L250 209V211L251 212H253L252 211V209L254 208V206L252 207H250L249 209H248V207L247 206H249V204L248 203H246V205L247 206H245L244 204V201H242L244 204H242V202ZM138 202H140V201H138ZM173 202H174V200H173ZM70 203V204H69ZM107 203H108V201L107 200H103V197H99V198H97L96 200H93L92 202H91V204H89V206L92 208V209H95V208H99L101 211H103V209H106L107 208ZM67 204H69V205H67ZM174 204H176V210H175V205ZM223 204V206H225V203H222ZM252 204V203H251ZM250 204V205H251ZM253 204L254 205H256V203L255 202H253ZM146 206H147V204H145ZM233 205V204H232ZM241 205H243V206H241ZM259 205V204H258ZM258 205H256L255 207H257V209L259 210V206ZM69 206V207H68ZM85 206V207H84ZM221 203H220V210L222 209L221 208ZM222 206V207H223ZM240 206L242 207V209L244 208V206L247 208V211H246V209H244L247 213H241V211H239V212H237V210L236 209H239L240 208ZM138 207H139V211H141L142 209H144V207L145 206H140L139 205V203H138ZM167 207V208H166ZM172 207V209H174L173 210V212H170V211H172L170 208ZM226 207H228V205L227 206H225V208H224V210H221V212L223 211V213H227L228 211H226V210H228V209H226ZM217 209H218V211L217 212H219L220 213V211H219V207H216ZM136 209L138 210V208L136 207ZM141 209V210H140ZM241 209V208H240ZM254 209H256V208H254ZM260 209H261V206H260ZM232 210V209H231ZM224 211H226V212H224ZM230 211V210H229ZM59 214H58V213ZM251 212H249V215L251 214ZM10 213H11V209H8L7 210V212H6V215L5 216H3V215H0V230H5V229H7V228H9L8 227V224H7V220H10ZM46 213L45 214H43L44 215V218H43V220H45V218H47L46 217ZM52 213V215H50ZM58 215H57V214ZM62 213L64 214V215H62ZM69 213H70V215H69ZM207 213V212H206ZM223 213H221L222 215H223ZM230 213H232V211H230ZM254 213V212H253ZM171 214V215H170ZM205 214V213H204ZM204 214H203V216H204ZM107 215L108 214H106V213H104V211H103V213L102 214H97V215H91V217H90V219H88V220H86V222L87 223H91V224H93L95 227H97L95 230H94V232L96 233V234H98V233H100L102 230H100L101 229V225H103V223H105V219L107 218ZM206 215V214H205ZM228 217H230L229 216V214H226ZM241 215H240V217H241ZM246 215V216H247ZM247 216V217H250V218H247V219H251L250 221H249V223L247 222V220L246 219H243V218H245L244 216H242V218H240V217H237L238 216V214L236 215V217H235V219H233V218H231L232 219V221H229V222H231V223H236L238 220H246V221H243V223L244 222H246L247 223V226H250V229L252 228L251 226H254L253 224H255V220H256V218L258 219V220H260L261 218H263V216H264V213H263V215L262 216H260L259 218H258V216H257V214L256 213H254V214H252V215H254L255 217H253L252 218V215L251 216ZM63 216H64V218H63ZM104 216H105V218H104ZM223 216H225V215H223ZM226 216V217H227ZM257 216V217H256ZM48 217V218H49ZM170 217V218H169ZM205 217V216H204ZM207 217V216H206ZM228 217H227V219H228ZM56 218L55 219H51V220H49L48 221V219L47 220H45V222L46 221H48V222H46L47 224H49L50 223V225L52 226L53 224H51V222H53L54 220V222H56ZM177 218V217H176ZM176 218H174L176 221H178V218L176 219ZM7 219V220H6ZM230 219V218H229ZM255 219V220H254ZM264 219V218H263ZM171 220H173V219H171ZM257 220V221H258ZM51 221V222H50ZM175 221V222H176ZM261 222H262V220H260ZM260 221H258V223L260 222ZM43 223H44V221H42ZM53 222V223H54ZM172 222H174V221H171V224H174L175 225V227L177 228V229H180V228H178V226L176 225V224H178V223H172ZM211 222H213V221H211ZM254 222V223H253ZM264 222V221H263ZM46 223H44L43 224V226L46 224ZM238 224L237 225H241L240 223H242V221L241 222H237ZM242 223V224H243ZM69 224V225H68ZM106 224V223H105ZM252 224V225H251ZM256 224H257V222H256ZM50 225H47V226H45V228L47 227V229L49 230L51 227H49L48 228V226H50ZM179 225V224H178ZM246 225V224H245ZM245 225H241V226H245ZM257 225H260V224H257ZM4 226H6V227H4ZM106 226H107V224H106ZM180 226V225H179ZM263 226V225H262ZM261 227V226H260ZM264 227V226H263ZM217 228V227H216ZM248 228V227H247ZM255 228V230L257 229H259L258 227L256 228V227H254ZM254 228H253V231L251 232V235H253V232L255 233V230H254ZM243 229H246V227H244ZM237 230V229H236ZM247 230H249V229H246L245 230V232H247ZM252 230V229H251ZM250 230V231H251ZM51 231V230H50ZM1 232V231H0ZM258 232V231H257ZM247 233H249V232H247ZM247 233H245V235L247 234ZM260 230H259V232H258V237H261L260 236ZM261 233H263V232H261ZM250 234V233H249ZM249 234H247L248 236H250ZM242 235V234H241ZM247 235L245 236L246 237V240L248 239V237H247ZM257 235L255 236V237H257ZM243 237H244V234L242 235ZM241 236V237H242ZM1 237V236H0ZM241 237L240 236H238V238H240V239H238L237 240V238L236 237H232V240H234L235 241V244L236 245H233V246H237L238 244L236 243V241L237 242H240V240H241ZM262 237H264V235L262 236ZM261 237V238H262ZM60 239V238H59ZM236 239V240H235ZM259 238H257V240H258ZM33 242L34 243H36L37 242V238L36 237H34L33 239ZM243 240H245V238L243 239ZM249 240V239H248ZM244 242V241H243ZM249 242V241H248ZM245 243H246V241H245ZM250 243H251V241H250ZM253 243V242H252ZM252 243L251 244H249V247H248V250L251 248H253V246H255L254 248H253V250H255L256 249V247H258V246H260L259 244L261 243H259V241H258V243H257V246H256V243L252 246ZM241 244H243V243H241ZM248 244V243H247ZM251 245V246H250ZM183 245H180V247H182ZM262 246V245H261ZM23 247H24V245H21V243L17 240V237H14L13 239H11L9 242H6L5 244H1L0 245V250L3 252V253H8V257H7V259H6V261L8 262V263H10V264H43V263H50V260H51V258H49L46 262H40V261H32V260H26L25 259V253H24V249H23ZM186 247V248H185ZM179 248V246L177 247V249ZM180 249H182V248H180ZM179 249V250H180ZM190 249H192V250H196V253L198 254V257H204V253H205V250H203V249H200V247L199 246H197V245H194V244H190L189 246H187L186 244H185V246H184V249L183 250H178L179 252H181L182 253V255H190ZM177 251V250H176ZM232 251V250H231ZM178 252V253H179ZM180 258H182L181 257V255L179 256ZM205 258H207V257H205ZM201 260H203V259H201ZM237 261V260H236ZM239 262H243V261H237V263H239Z\"/></svg>",
    "mask_w": 264,
    "mask_h": 264
}]
</instances>
